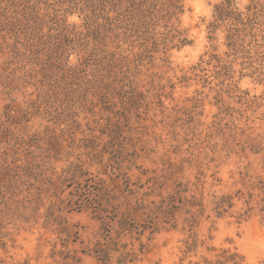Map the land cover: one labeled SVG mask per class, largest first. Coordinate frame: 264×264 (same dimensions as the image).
Segmentation results:
<instances>
[{
  "label": "rangeland",
  "instance_id": "374dc122",
  "mask_svg": "<svg viewBox=\"0 0 264 264\" xmlns=\"http://www.w3.org/2000/svg\"><path fill=\"white\" fill-rule=\"evenodd\" d=\"M178 1L0 0V264H264V0Z\"/></svg>",
  "mask_w": 264,
  "mask_h": 264
},
{
  "label": "trees",
  "instance_id": "16d2710c",
  "mask_svg": "<svg viewBox=\"0 0 264 264\" xmlns=\"http://www.w3.org/2000/svg\"><path fill=\"white\" fill-rule=\"evenodd\" d=\"M148 1L150 4L158 3L157 0H141ZM161 2H165L164 5H167L170 9H174L175 11L179 9V1L178 0H158ZM167 3V4H166ZM232 9V1L231 0H223L219 5L214 7V14L217 20H220L223 16H227V14H234ZM228 203V202H227ZM216 207L219 209L220 204H217ZM208 251L214 252L213 249H209ZM202 261L195 264H243L242 258L236 254L235 252H231L229 250H221L218 255L214 256L213 260L201 259Z\"/></svg>",
  "mask_w": 264,
  "mask_h": 264
}]
</instances>
